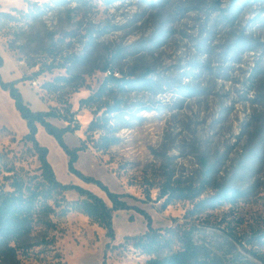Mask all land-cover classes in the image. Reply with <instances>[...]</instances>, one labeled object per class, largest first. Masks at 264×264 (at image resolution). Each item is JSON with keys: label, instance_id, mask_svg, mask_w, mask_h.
<instances>
[{"label": "rangeland", "instance_id": "1", "mask_svg": "<svg viewBox=\"0 0 264 264\" xmlns=\"http://www.w3.org/2000/svg\"><path fill=\"white\" fill-rule=\"evenodd\" d=\"M241 2L0 0V11L18 17L32 10L17 22L0 19V41L4 47L10 43L2 78L17 76V87L34 111L69 106L79 127L64 140L69 147H83L75 167L144 210L154 229L191 227L193 239L204 246L202 256L216 264H263L247 238L264 232V0ZM106 64L134 78L148 71L147 78L161 89H116L103 97L102 105L113 97L120 100V110L110 114L116 143L99 149L101 131L88 124L101 109L79 100L97 89ZM58 75L72 80L56 91L41 87ZM50 121L64 125L60 119ZM27 131L14 101L0 87L3 190L12 189L13 178L31 185L41 180L37 153L24 138ZM36 138L47 147L60 182L78 184L110 204L99 186L67 170L65 152L41 125ZM204 156L216 165L217 180L237 176L252 164L240 181L249 195L191 217L185 214L195 200L163 207L158 194L166 177L173 184L197 186ZM211 193L207 188L201 197ZM59 196L80 199L75 190ZM49 203L55 212L36 219L17 248L19 264H144L150 257L130 240L147 231V220L135 209L112 212L110 238L81 210L62 214Z\"/></svg>", "mask_w": 264, "mask_h": 264}, {"label": "trees", "instance_id": "2", "mask_svg": "<svg viewBox=\"0 0 264 264\" xmlns=\"http://www.w3.org/2000/svg\"><path fill=\"white\" fill-rule=\"evenodd\" d=\"M57 3L78 2L86 3L87 0H55ZM238 1V0H236ZM242 1V2H241ZM251 0H239L241 3ZM235 3V2H234ZM238 5V4H237ZM32 10L12 14L8 11H0V19L8 21H19L20 17H29ZM33 17V16H32ZM10 43L7 48H10ZM5 47V48H6ZM117 54H115L116 57ZM4 60L0 55V69ZM104 77L97 89L88 96L79 100L80 105L86 107H96L101 112H95L94 118L88 124L90 130H100L99 149L107 148L116 143V128L110 126V114L120 110V100L113 97L110 104H100L105 96H112L116 89L122 91H132L136 88L157 92L161 89L160 84L147 78L148 71H144L143 76L134 78L123 72L115 71L111 64L103 67ZM107 71H109L107 73ZM41 70L36 72L39 74ZM117 73V75H116ZM145 74V75H144ZM23 78H20V80ZM72 76L58 75L52 81L44 82L41 87L48 91H56L61 83L70 82ZM17 80L5 81L0 72V87L7 90L9 96L14 101L22 119L27 125V133L24 138L28 139L36 153L41 170V180L36 184L25 183L22 179L13 178L10 182L11 190H3L0 185V264H19L17 259V248L31 233L37 218L48 217L55 212V208L49 201H53L54 206L60 208V213L65 214L71 210H81L92 221L105 229L106 235L113 237L112 212L118 209L133 208L141 213L147 220V231L130 237L134 248L150 257L144 264H216L214 261H207L202 256L204 246L199 245L193 239V229L185 227L183 224L175 228H168L164 232L158 231L151 226V219L146 212L138 207L129 205L122 199L123 194L111 191L99 179L86 176L75 167L78 153L83 149L82 146L69 147L64 136L68 132L75 131L79 124L75 117V112L66 106L63 111L56 108L48 110L34 111L29 103L23 98L22 93L17 87ZM159 87V88H158ZM189 91L190 87H184ZM189 95L191 92H188ZM50 119H60L64 125L58 127ZM37 125L44 127L45 131L51 135L67 156V170L86 182H91L99 186L106 194L110 204L101 197L93 194L84 187L74 183L60 182L47 159V147L39 144L36 138ZM257 126L255 125L254 128ZM202 174L197 186L170 183L167 176L159 186V197L164 198L163 207L177 200H195L192 207L186 211L185 217L198 215L206 210L215 209L224 205H235L239 200L249 195V188H243L240 184L243 176H248L253 169L252 164H247L240 169L237 176L230 178H216V165L211 163L207 157L201 161ZM207 188H212V193L201 197ZM66 190H75L80 199L66 201L59 194ZM233 239H237L232 234ZM239 243L240 240L238 239ZM247 243L252 247V254L264 264V232H253L247 238ZM178 244L175 249L174 246Z\"/></svg>", "mask_w": 264, "mask_h": 264}, {"label": "crops", "instance_id": "3", "mask_svg": "<svg viewBox=\"0 0 264 264\" xmlns=\"http://www.w3.org/2000/svg\"><path fill=\"white\" fill-rule=\"evenodd\" d=\"M6 54H7L6 48L4 47L3 43L0 41V55L3 57V60H4L3 66L6 62ZM2 67L0 69L1 74H2ZM15 79H17V76L13 75V76H8L7 79H4V80L9 81V80H15Z\"/></svg>", "mask_w": 264, "mask_h": 264}, {"label": "built area", "instance_id": "4", "mask_svg": "<svg viewBox=\"0 0 264 264\" xmlns=\"http://www.w3.org/2000/svg\"><path fill=\"white\" fill-rule=\"evenodd\" d=\"M108 72H109V71H107V73H108ZM116 75H117V73H116ZM31 83H32L33 85H36V82H35L34 80H32Z\"/></svg>", "mask_w": 264, "mask_h": 264}]
</instances>
